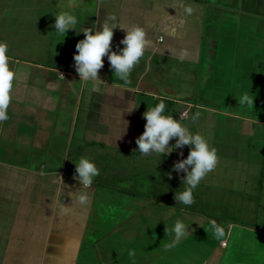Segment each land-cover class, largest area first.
<instances>
[{
    "label": "crops",
    "instance_id": "crops-1",
    "mask_svg": "<svg viewBox=\"0 0 264 264\" xmlns=\"http://www.w3.org/2000/svg\"><path fill=\"white\" fill-rule=\"evenodd\" d=\"M60 11L78 20L64 39L52 27ZM112 16L113 50L136 25L149 43L129 83L104 56L93 88L75 71V44ZM0 27L16 73L0 122V264H264V0H25ZM245 92L253 105L239 103ZM160 100L216 149L190 205L173 199L184 170L159 176L189 146L161 157L135 143ZM82 156L99 169L90 186L73 178ZM221 158L245 167L218 172ZM177 220L187 234L168 248Z\"/></svg>",
    "mask_w": 264,
    "mask_h": 264
},
{
    "label": "clouds",
    "instance_id": "clouds-1",
    "mask_svg": "<svg viewBox=\"0 0 264 264\" xmlns=\"http://www.w3.org/2000/svg\"><path fill=\"white\" fill-rule=\"evenodd\" d=\"M191 12L189 7L186 9ZM55 20L52 27L58 34L63 35V39L68 30L75 29L78 20L75 15L68 11H60L54 15ZM109 20H115V17H108L101 24L99 30L93 27L79 29L83 32L84 38L80 39L76 44V51L73 54L75 61L74 68L79 76V80H83L86 84H91L93 88L100 80L98 70L103 66L102 57L107 56L109 66L113 70L116 77L125 84L129 83V76L133 67L139 63L140 58L145 53V47L149 43L146 39V33L142 26L136 25L126 30V34L120 40L123 45L119 51L113 50L112 37L113 30L116 28L114 24H110ZM78 32V33H79ZM8 44L0 41V122L9 119L8 106L11 101V90L13 89V81L15 79V71L9 66V57L7 55ZM184 58V50L181 51L180 59ZM63 78V74H59ZM241 105H253V96L248 92L241 93L239 97ZM132 103V101L130 102ZM165 104L160 100L155 106L148 108L142 113L145 119L144 130L136 138L135 143L138 146V152L143 155L152 153L167 156L170 152L177 148L182 149L184 145L189 146L188 155L180 159L172 165L176 171L184 170L186 175L182 178V182L187 186L184 191L175 193V200H179L184 204H192V190L198 185L200 180L210 172L217 164L216 149L209 146L208 141L198 132H192L187 126L182 125L178 119L171 115H165ZM200 113H193L191 119L195 121ZM127 121L123 125V132H126ZM175 138L174 143L169 146V140ZM183 156V152L179 153ZM75 164L74 179L78 180L84 186H90L94 177L99 175V169L95 162L88 157H80ZM188 166H191L189 170ZM80 202H84L85 195L78 197ZM214 234L219 238L224 235L222 226L212 222ZM175 233L173 240L166 247H174L180 238L187 234V226L180 220H177L171 230Z\"/></svg>",
    "mask_w": 264,
    "mask_h": 264
},
{
    "label": "rangeland",
    "instance_id": "rangeland-1",
    "mask_svg": "<svg viewBox=\"0 0 264 264\" xmlns=\"http://www.w3.org/2000/svg\"><path fill=\"white\" fill-rule=\"evenodd\" d=\"M23 1H25V0H0V14H1V12H2V15L4 14V13H7V15H9L11 12H13L15 9H17V7H19V6H21L22 5V3H23ZM3 22V24H5L6 22H4V21H2ZM7 23H8V20H7ZM9 23H12L11 21H9ZM0 29H1V27H0ZM188 151H189V147H187L186 149H185V152H184V157H186L187 155H188ZM181 157V156H180ZM183 157V158H184ZM183 158H180V159H183ZM179 159V160H180ZM164 160V159H163ZM235 159H233V158H226V159H220V162H219V164H218V167H217V169H218V172H220L224 167H230L231 168V170L230 171H232L233 173L236 171V167L238 166V169L240 170V169H242V167L244 166L245 167V164H243V165H241L240 163L241 162H236V163H234L235 161H234ZM238 161H241V160H238ZM163 163H162V165L160 166L161 167V169H162V171H159V176H161V174H163L164 175V173L166 172V173H168V175H170L169 177H171L172 176V174L170 173L171 172V168L173 169V167H172V165L173 164H165V161H162ZM238 163V164H237ZM230 164H232V166L230 165ZM188 167H190V166H188ZM46 169V168H45ZM189 170H190V168H189ZM225 174H226V172H228V169L227 170H225V171H223ZM178 174V177H176V172H175V174H174V176H175V178H178V179H180V177H181V173H179V171L177 172ZM222 173V172H221ZM223 175V174H222ZM225 176V175H224ZM177 181V180H176ZM181 184V183H180ZM263 184H264V180L262 181V183L260 184V187H261V189L264 191V186H263ZM179 186H181V185H179ZM185 186V185H184ZM185 188H186V186H185ZM185 188L183 189V191L185 190ZM177 193H180V192H177ZM160 197H163L162 195H160ZM192 197H193V200H196V198H197V186L192 190ZM253 197L254 196H249V197H247V196H240V200H244L245 202H246V200L248 201V200H250V199H253ZM99 199L100 200H102V197H99ZM174 199V202L176 203H179V204H184V203H182L181 201H179V200H175V198H173ZM249 202V201H248ZM253 201H251V203H252ZM144 203L145 202H143L142 201V204L144 205ZM251 203L249 204V205H251ZM142 205V206H143ZM185 205H187V204H185ZM251 207V206H250ZM131 214V213H130ZM254 214V213H253ZM144 216H152V217H154L153 215H152V213H150V212H144V214H143ZM169 215V212H167V211H163V212H159L158 213V216L157 217H154V218H156L157 220H162V219H165V218H167V216ZM143 216V217H144ZM148 218V217H147ZM190 219H192L193 221H195V223H197L198 221H200V219H198V218H194V217H191L190 216ZM221 220H224L223 218H220ZM219 218L217 219V218H215V222H216V224H220V225H224V223L222 222V221H219L220 220ZM254 223H255V220H254ZM226 241V239L225 238H222V241Z\"/></svg>",
    "mask_w": 264,
    "mask_h": 264
}]
</instances>
